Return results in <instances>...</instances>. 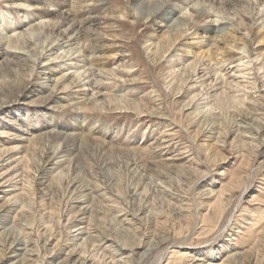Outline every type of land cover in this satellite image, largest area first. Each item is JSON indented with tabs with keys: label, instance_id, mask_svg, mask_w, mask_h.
Returning <instances> with one entry per match:
<instances>
[{
	"label": "rangeland",
	"instance_id": "rangeland-1",
	"mask_svg": "<svg viewBox=\"0 0 264 264\" xmlns=\"http://www.w3.org/2000/svg\"><path fill=\"white\" fill-rule=\"evenodd\" d=\"M102 1L106 6L101 15L106 18L100 26L103 30H91L92 44L98 47L91 62L95 64V78L101 84L103 96L73 101L75 93L69 92L51 101L64 106L52 113L53 122L69 133L62 138L40 128L42 119L37 118V112L48 110L43 105L25 107L24 117L28 118L27 122L34 131L25 144L15 137V131L5 121H0V148H11L12 154L20 157L22 177L17 187L24 194L15 207L0 214V259L14 246L18 249L15 253H21L18 264H68L71 260H79L76 264H192L190 258L195 256L207 264H264V44L247 17L236 15L246 9L249 14L248 3L207 1L208 9L212 8L215 13L220 10L216 13L218 15L233 14L235 22L243 25L238 32L233 25L229 28L231 31L219 28L210 34L204 29L208 15L201 9L202 13L186 9L187 18L173 16L168 23L170 26L163 27L159 22L160 0L152 5L138 0ZM259 1L264 3V0ZM35 2L32 0L30 4ZM93 2L98 1L71 0L68 7L75 10ZM51 3L60 8L66 5L63 0H52ZM171 3H182V0ZM14 4L12 0H0V17L4 18L7 13V23L18 19L25 24L20 30L29 42L28 49L25 48L27 60L14 56L0 58L3 60L0 61V104L22 98L23 90L29 86L39 97L42 96L37 102L45 103L48 93L37 84L42 83L43 76L36 69L39 64H47L64 72L63 65L53 60L54 55L48 52L50 45L57 39L62 40L63 36L56 29H43L41 25L29 22L24 11ZM233 5L237 8L232 9ZM188 30L189 36L193 37L191 41L189 37H183L184 31L186 34ZM199 36L203 40L214 36L211 50L205 47L199 50L201 44H191ZM80 39L78 43L83 44L84 38ZM153 42H159L161 47L151 51ZM2 43L0 39V46ZM189 44L196 47L192 56L181 51H178L180 55L173 54L172 46L184 50ZM234 45L238 53H227ZM223 59L228 61L226 66L220 62ZM58 74L60 76L61 72ZM79 87L74 89L84 91L85 86ZM3 112L0 114L5 118L7 114ZM31 115L36 119L32 120ZM73 123L81 135L72 129ZM109 133L115 137H109ZM123 136L125 139L121 138ZM161 136L172 142L170 155L158 153L154 138ZM68 145L70 150L66 151ZM60 154L64 156L60 160L63 169L53 159ZM174 154L179 155L177 161L171 160ZM47 160H53V164ZM60 171L64 174L61 181H53ZM82 199L87 209L84 220L78 222L82 223L76 225L72 220L80 215L82 205L78 206L74 200ZM74 224L85 229L81 239L75 241L72 238ZM83 239L88 240L85 246H82L86 241ZM15 242H20V246L14 245ZM116 242L126 249L114 247ZM232 252L241 254L235 263L230 256ZM186 257L190 261L187 262ZM124 259L127 261L122 262Z\"/></svg>",
	"mask_w": 264,
	"mask_h": 264
},
{
	"label": "bare ground",
	"instance_id": "bare-ground-1",
	"mask_svg": "<svg viewBox=\"0 0 264 264\" xmlns=\"http://www.w3.org/2000/svg\"><path fill=\"white\" fill-rule=\"evenodd\" d=\"M6 2L8 0H5ZM32 0H12V2H15L16 6H18L20 9H22L24 11V16L25 18L28 19L29 22H32V23H35V25H41L44 28H51V30H58L59 31V34L61 36H63V39L62 40H58L50 45V47L48 48V52H49V55L53 54L54 57H53V60H58V62L60 63V65L62 64L63 67H64V72L62 71H58V69L56 68H52V67H49L47 64L46 65H38V68L36 69L38 71L39 74H41L43 77V81L42 83H37L39 85V87H41L42 89H46L45 92L48 93L47 96V101L44 103V102H37V100L41 97H39L35 90L34 89H30L31 86L25 88L23 90V94H22V98H18V99H14V100H8V101H4L0 104V111H4L3 113L4 114H7V116L9 117H5L2 116L0 114V121H5L7 123V125L9 127H11L13 129V131H15L14 135L16 138H18V140H20L21 142L22 141H25L23 142L24 144L30 139V137L33 135V132L32 131L33 129L30 128V125L27 121H28V118L27 117H24V114L23 112L26 111L25 107H29V106H40V105H43L45 106L46 108H48L47 111H43V113H39L37 112V118L38 117H41V121H42V124H41V127L42 129L44 130H47V132H49L50 134H52L53 136H57V137H61L62 136H66L68 135L66 133V131H64L63 127H59L58 124L56 122H53V119L54 116L52 113H56L57 111H59L60 107H64V106H60L58 104H52L51 101L54 99V98H58L59 99V95L62 94V93H69V92H73L75 93L74 94V100H77L78 98L82 99H87V100H90L92 98L94 99H98V97H101L103 96L104 92H103V89L101 88V84L96 81V68L94 67L95 64H93L91 61L94 59V57L92 55H94V51L98 48L97 45H93L92 44V31L91 30H97L100 28V26H103L104 22L105 21L104 19L106 17H103L101 14L104 13L102 11L105 10L104 6H106V3L105 1H102V0H97L98 2H93V3H90L88 5H82L80 7H77V9H71L69 8V4L71 3V0H63L64 3L66 4L63 8H60L59 6H55L51 3L52 0H36V2L34 4H30ZM34 1V0H33ZM54 1V0H53ZM74 1V0H72ZM95 1V0H94ZM139 2H147V3H151L152 4H156L158 3V0H138ZM137 1V2H138ZM162 6H161V12L159 13L160 15V24H162L161 26L163 27H169L170 24H168L170 22V20L173 18V16H175L177 19H180V18H184V16L186 17L187 14H189L188 12H186V9H193L195 10V12H198L199 9H201L203 11V13H206L208 15V19H207V23L206 25L203 23V25H205V32H210V34H214L215 32H217V30L219 28H226V29H229L231 28L233 25V27H235V29L238 31H240L243 27L242 24L240 23H237L235 22V17L233 14H222V15H218L216 14L217 12L219 11H216V13L214 11H212L211 9H208V6H206V2L207 1H210V0H182V3H171L173 2L174 0H160ZM171 1V2H170ZM215 1V0H214ZM224 2H228V1H231V0H223ZM233 1V0H232ZM238 3L240 4V2H243V1H246L248 3V5L246 6L247 8H250L251 11L249 14H246V11H244V13H238L240 10H235V12H237L238 14L236 15H240V16H245L247 17V19L251 22V24H253V26L256 28L255 30H258L257 32H259L260 34L258 36L261 35L260 39H261V44H264V3L260 2L259 0L257 1H251V0H237ZM89 2V1H88ZM180 2V1H178ZM220 2V1H219ZM222 2V0H221ZM236 2V1H234ZM58 3V2H56ZM74 3V2H73ZM210 3V2H208ZM215 3V2H213ZM212 3V4H213ZM223 3V2H222ZM246 3V4H247ZM55 4V3H54ZM63 4V3H61ZM77 4V3H76ZM81 4V3H80ZM146 4V3H145ZM144 4V5H145ZM160 4V5H161ZM206 4V5H205ZM2 5V4H1ZM60 5V4H59ZM79 5V4H78ZM209 5V4H208ZM219 5V4H218ZM229 4H227L228 6ZM241 5V4H240ZM242 5L244 6V3H242ZM7 6V5H5ZM146 6V5H145ZM143 6V7H145ZM212 6V5H211ZM223 6H226V5H223ZM232 6V5H231ZM229 6V7H231ZM242 6V7H243ZM71 7V5H70ZM138 7V5H137ZM140 7V6H139ZM148 7V6H147ZM153 7V6H152ZM210 7V6H209ZM214 7V6H213ZM218 7V6H217ZM222 7V6H221ZM239 7V6H238ZM241 7V6H240ZM245 7V8H246ZM215 8V7H214ZM227 8V7H226ZM232 9H236L234 8V5L233 7H231ZM244 8V10H245ZM155 9V8H154ZM222 9V8H220ZM240 9V8H239ZM139 10V9H138ZM146 10V9H145ZM242 10V8H241ZM188 11V10H187ZM205 11V12H204ZM225 11V10H224ZM234 11V10H233ZM109 12V11H108ZM107 12V13H108ZM200 13H202L201 11H199ZM229 12V11H228ZM240 12H243V11H240ZM9 13V11H8ZM191 13V12H190ZM233 13V12H231ZM193 14V12H192ZM196 14V13H194ZM8 16L7 13L4 14V18L3 17H0V29H1V36H0V39H2L3 43L1 44L0 46V58H4L5 56H14L15 58H19L20 60L22 59L23 60H27L26 58V51H25V48L28 47V43L25 39V35L23 34V30H20L23 26H25V24H23V21H20L18 19H15L14 21H10L9 23H7L6 21V17ZM10 15V13H9ZM105 15V14H104ZM198 15V14H197ZM140 16V15H139ZM155 16V15H154ZM110 17V16H109ZM188 17V16H187ZM186 17V18H187ZM191 18V17H190ZM26 19V20H27ZM112 19V18H111ZM236 19H237V16H236ZM108 19H106L107 21ZM191 20V19H190ZM27 21V22H28ZM109 21V20H108ZM153 21V20H151ZM172 21V20H171ZM243 21V20H241ZM14 23L13 24H11ZM158 22V21H157ZM185 22V21H184ZM183 22V23H184ZM194 22V21H193ZM205 22V21H204ZM250 22H247L250 24ZM110 23V22H109ZM112 23V22H111ZM155 23H156V20H155ZM181 23V22H180ZM114 24V23H113ZM116 24V23H115ZM182 24V23H181ZM32 26V24H30ZM147 25V24H146ZM202 25V26H203ZM245 25V23H244ZM172 26H175V25H172ZM200 26V25H199ZM199 26H197L199 28ZM247 26V25H246ZM94 27H97V28H94ZM176 27V26H175ZM249 27V25H248ZM33 28V27H31ZM35 30H36V26L34 27ZM41 28V27H39ZM118 27H116L117 29ZM181 28V27H180ZM189 28V27H187ZM203 28V27H202ZM42 29V28H41ZM40 29V30H41ZM102 29V27L100 28ZM107 29V27H106ZM159 29V28H158ZM157 29V30H158ZM171 28H169L170 30ZM225 29V30H226ZM253 29V28H252ZM49 30V29H48ZM103 30V29H102ZM110 30V29H109ZM114 30V29H113ZM160 30V29H159ZM176 30V29H175ZM185 30V29H184ZM192 30V29H191ZM230 30V29H229ZM250 30V29H249ZM45 31V30H44ZM112 31V30H111ZM115 31V30H114ZM231 31V30H230ZM38 32V31H37ZM40 32V31H39ZM42 32V31H41ZM48 32V31H47ZM50 32V30H49ZM102 32V31H101ZM105 32V31H104ZM108 32V31H107ZM117 32V31H116ZM149 32V31H148ZM154 32V31H153ZM163 32V31H162ZM172 32V31H171ZM248 32V30L246 31ZM28 33V32H27ZM52 33V32H51ZM201 33V32H200ZM232 34V32H230ZM234 33V32H233ZM244 33V32H243ZM54 34V33H53ZM166 35H168L166 32H165ZM164 34V36H165ZM175 34V33H174ZM182 34V33H181ZM189 30L186 32L185 34V31L183 33V37L185 39V37H189V39L192 37V36H189ZM193 33H191L192 35ZM196 34V33H195ZM208 34V33H207ZM227 33H224V35L226 36ZM236 34V33H235ZM249 34V33H248ZM29 36V34H27ZM42 35V34H41ZM47 35V34H46ZM57 35V33H56ZM60 35H57L58 38L60 37ZM223 35V36H224ZM233 35V34H232ZM241 35V34H240ZM243 35V34H242ZM43 36V35H42ZM53 36V35H52ZM51 36V37H52ZM194 36V34H193ZM201 36V35H200ZM199 36V37H200ZM212 36V35H211ZM211 36H208L210 38L206 39V40H203L202 37L200 38H197L198 40L196 42H192L191 44L193 45H196V44H201L200 49L203 47L205 48H208V51L211 50L210 48V43L212 41H214V36L211 38ZM252 36V35H251ZM109 37V36H108ZM170 37V36H169ZM172 37V36H171ZM182 37V38H183ZM233 37V36H232ZM239 37V36H238ZM243 37V36H240V38ZM250 37V35L248 36ZM30 38V37H29ZM49 38V37H48ZM80 38H84L83 41L85 40V42L83 44H80L78 43V41H80L81 39ZM153 38V37H152ZM207 38V37H206ZM236 38V37H235ZM234 37L232 38L233 40H236ZM246 38V37H245ZM36 39V38H35ZM43 39V38H42ZM45 39V38H44ZM52 39V38H51ZM80 39V40H79ZM97 39V38H95ZM106 39V38H104ZM160 39V38H159ZM175 39V38H174ZM193 39V37H192ZM216 39H220V38H216ZM226 39V38H225ZM231 39V37H230ZM239 39V38H238ZM252 39V38H251ZM38 40V39H37ZM36 40V41H37ZM152 40V39H151ZM155 40V39H154ZM153 40V41H154ZM157 40V39H156ZM162 40V39H161ZM229 40V39H228ZM227 40V41H228ZM231 40V41H233ZM241 40V39H240ZM35 41V40H33ZM44 41V40H42ZM100 41V40H99ZM98 41V42H99ZM104 41V40H103ZM102 41V42H103ZM150 41V40H149ZM185 41V40H184ZM191 41V39H190ZM252 41V40H251ZM31 42V41H30ZM39 42V41H38ZM46 42V41H45ZM48 42V41H47ZM46 42V43H47ZM97 42V43H98ZM107 42V41H106ZM182 42V41H181ZM187 42V41H186ZM235 42V41H234ZM244 42V40H243ZM242 42V43H243ZM36 43V42H35ZM44 43V42H43ZM176 43V41H175ZM190 43V42H189ZM223 43V42H222ZM253 43V42H252ZM40 44V43H39ZM99 44V43H98ZM102 44V43H101ZM164 44V43H163ZM185 44V43H184ZM191 44H189V47L188 48H184V50L180 49L177 47V45H174L172 46V52L174 55H180L181 52L183 53H186L187 56H192L191 53L193 52V49L194 47H190ZM224 44V43H223ZM222 44V45H223ZM226 44V43H225ZM244 44V43H243ZM31 45H33L31 43ZM49 45V44H48ZM48 45H46L48 47ZM179 45V44H178ZM182 45V44H180ZM213 45V44H212ZM220 45V44H219ZM34 46V45H33ZM32 46V47H33ZM44 46H45V43H44ZM153 48H150L151 51L155 48V47H161L160 46V43L158 42H153L151 43L150 47ZM236 45H234L233 49H230L227 53H229L230 51L231 52H234V53H238V50L237 48L235 47ZM100 47V46H99ZM106 47V46H105ZM114 47V45H113ZM198 47V48H199ZM35 48V47H34ZM41 48V46L39 47ZM43 48V47H42ZM115 48V47H114ZM182 48V47H181ZM196 48V47H195ZM221 48V47H220ZM246 48V47H245ZM28 49V48H27ZM29 49H30V45H29ZM36 49V48H35ZM101 49V47H100ZM99 49V50H100ZM105 49V48H104ZM110 49V48H109ZM218 49V48H217ZM244 49V48H243ZM37 50H38V47H37ZM103 50V49H102ZM101 50V51H102ZM115 50V49H114ZM171 50V49H170ZM198 50V51H199ZM206 50V49H205ZM226 50V49H225ZM36 51V50H35ZM41 51V50H40ZM39 51V52H40ZM93 51V52H91ZM100 51V52H101ZM178 51H181L180 53ZM222 51H223V48H222ZM242 51V49H241ZM245 51V50H244ZM33 52V51H32ZM31 52V53H32ZM38 52V53H39ZM47 52V51H46ZM149 52V51H148ZM44 53V52H43ZM127 53V52H126ZM206 53V52H205ZM46 55V54H45ZM48 55V54H47ZM46 55V57H47ZM102 55V54H101ZM121 55V54H120ZM221 55V54H220ZM241 55V54H240ZM32 56V55H31ZM95 56V55H94ZM116 56V55H115ZM118 56V55H117ZM184 56V55H183ZM194 56V55H193ZM34 57V56H33ZM43 57V56H42ZM52 57V56H51ZM121 57V56H120ZM195 57V56H194ZM200 57V56H199ZM202 57V56H201ZM200 57V58H201ZM206 57V56H205ZM14 58V60H15ZM29 58V56H28ZM97 58V57H96ZM107 58V57H106ZM204 58V57H203ZM13 59V58H12ZM16 59V60H17ZM33 59V58H32ZM207 59V58H205ZM210 59V58H209ZM8 60V59H7ZM12 60V61H14ZM46 60V59H45ZM49 60V59H48ZM1 61V60H0ZM3 61V60H2ZM1 61V62H2ZM6 61V59H5ZM18 61V60H17ZM29 61V60H28ZM34 61V60H33ZM172 61V60H171ZM176 61V60H175ZM21 62V61H19ZM25 62V61H24ZM32 62V61H30ZM36 62V59L35 61ZM40 62V60L38 61ZM42 62V61H41ZM98 62V61H97ZM170 62V61H169ZM197 62V61H196ZM220 62H222L225 66L227 63L225 62H228L227 60L223 59V60H220ZM11 63V62H10ZM15 63V62H14ZM28 63V62H27ZM26 63V64H27ZM105 63V62H104ZM178 63V62H177ZM184 63V62H183ZM221 63V64H222ZM7 64V63H6ZM17 64V62H16ZM19 64V63H18ZM25 65V63H23ZM31 64V63H30ZM42 64V63H41ZM51 64V63H50ZM49 64V65H50ZM123 64V63H122ZM185 64V63H184ZM208 64V63H207ZM216 64V63H215ZM229 64V63H228ZM233 64V62L231 63V65ZM239 64V63H238ZM1 65V63H0ZM4 65V64H3ZM2 65V66H3ZM21 65V64H20ZM29 65V63H28ZM35 65V66H36ZM59 65V66H60ZM98 65V64H97ZM197 65V64H196ZM219 65V63H218ZM7 66V69H8V64L6 65ZM6 66H4L6 68ZM14 66V64L12 65ZM26 66V65H25ZM34 66V65H32ZM31 66V67H32ZM101 66V65H100ZM181 66V65H180ZM207 66V65H205ZM216 66V65H215ZM234 66V65H233ZM236 66V65H235ZM16 67V66H14ZM21 67L23 68V66L21 65ZM62 67V66H61ZM178 67V66H177ZM211 67V66H210ZM20 68V67H18ZM26 68V67H25ZM105 68V67H104ZM171 68V67H170ZM200 68V67H199ZM207 68V67H206ZM229 68V67H228ZM13 69V68H12ZM29 69V67H28ZM40 69V71H39ZM61 69V68H60ZM179 69V68H178ZM204 69V68H203ZM212 69H214L212 67ZM221 69V68H220ZM6 70V69H5ZM33 70V69H32ZM31 70V71H32ZM62 70V69H61ZM182 70V69H181ZM202 70V69H201ZM200 70V71H201ZM205 70V69H204ZM235 70V69H234ZM3 71V69L1 70ZM21 71V70H20ZM25 71V69H24ZM100 71V70H99ZM103 71V70H102ZM101 71V72H102ZM212 71V70H211ZM210 71V73H211ZM220 71V70H219ZM222 71V69H221ZM12 72V71H11ZM61 72V75L58 76ZM208 72V71H207ZM4 73V72H3ZM30 73V72H29ZM216 73V72H215ZM222 73V72H221ZM225 74V73H224ZM2 75V74H1ZM213 75V74H212ZM211 75V76H212ZM234 75V74H233ZM78 78H76V77ZM111 76V75H110ZM202 76V75H201ZM200 76V77H201ZM221 76V75H220ZM232 76V75H231ZM230 77V75H229ZM243 77V76H242ZM206 78V77H205ZM220 78V77H219ZM225 78V77H224ZM236 78V77H235ZM239 78V77H237ZM264 78V77H263ZM2 79V78H1ZM204 79V78H203ZM132 80V79H131ZM26 81V80H25ZM33 81V80H32ZM204 81V80H203ZM14 82V81H13ZM31 82V81H30ZM70 82H73V83H70ZM16 83V82H15ZM76 83V84H75ZM79 83V84H78ZM129 83V82H128ZM132 83V82H131ZM21 84V83H20ZM28 84V83H27ZM75 84V85H74ZM22 85V84H21ZM79 86H85L84 88V91H82L81 89L79 91H76L74 88L75 87H79ZM106 86V85H105ZM18 87V86H17ZM24 88V86H22ZM38 87V88H39ZM115 87V86H114ZM22 88V89H23ZM80 88V87H79ZM107 89V88H106ZM109 89V88H108ZM199 89V88H198ZM225 89V88H224ZM5 90V89H3ZM75 90V91H73ZM170 90V88H169ZM232 90V89H231ZM197 91V90H196ZM214 91V90H213ZM224 91V90H223ZM9 92V91H8ZM229 92V91H227ZM4 93V92H3ZM224 93V92H223ZM78 94L80 95V97L78 96ZM222 94V93H221ZM4 96V94H2ZM90 95V96H89ZM13 96V95H12ZM205 96V94L203 95ZM221 96V95H220ZM224 96V95H223ZM43 96V99L45 98ZM62 98V97H60ZM194 98V97H193ZM200 98V97H199ZM215 98V97H214ZM83 99V100H84ZM93 99V100H94ZM61 100V99H60ZM104 100V98H103ZM71 101V100H70ZM82 101V100H81ZM210 101V100H209ZM53 102V101H52ZM86 102V101H85ZM97 102V101H96ZM218 102V101H217ZM55 103V102H54ZM99 103V102H98ZM48 104V105H47ZM77 104V103H76ZM82 104V103H81ZM100 104V103H99ZM80 105V104H79ZM78 105V106H79ZM89 105V104H88ZM88 105L86 107H88ZM37 106V107H38ZM76 106V105H75ZM82 106V105H81ZM139 106V105H138ZM85 107V106H84ZM90 107V106H89ZM193 107V106H192ZM95 108V107H94ZM231 108V107H230ZM187 110V109H186ZM34 112V111H33ZM206 112V111H205ZM29 113V112H28ZM50 113L52 114L51 116L53 117H50ZM26 114V113H25ZM147 114V113H146ZM13 115V116H12ZM39 115V116H38ZM93 115V114H92ZM218 115V114H217ZM71 116V115H70ZM204 116V115H203ZM212 116V115H211ZM210 116V117H211ZM15 121H11L13 119H15ZM214 118V117H213ZM31 119H36L34 115H31ZM91 119V118H90ZM206 119V118H205ZM75 120V119H74ZM242 120V119H241ZM244 120V119H243ZM67 121V120H66ZM209 121V120H207ZM253 121V120H252ZM68 122V121H67ZM84 122V121H83ZM61 123V122H60ZM94 123V122H93ZM209 123V122H208ZM214 123V122H213ZM210 124V123H209ZM70 125V124H69ZM255 125V124H254ZM38 125H36L37 127ZM72 129H74L75 131H77V133L79 132L77 128H75V125L73 123L72 125ZM94 128V127H93ZM253 128V127H252ZM34 129H35V126H34ZM213 129V128H212ZM91 130V128H90ZM80 131H83V129H80ZM107 131V130H106ZM242 131V130H241ZM42 132V131H41ZM117 132V131H116ZM255 132V131H254ZM36 133V132H35ZM75 133V134H77ZM82 133V132H81ZM81 133H78V135H81ZM84 133V132H83ZM121 133V132H120ZM129 133V132H127ZM167 133V132H166ZM203 133V132H202ZM86 134V133H85ZM117 134V133H116ZM41 135V134H40ZM44 135V134H43ZM48 135V134H47ZM108 135V134H107ZM111 135V136H110ZM133 135V134H132ZM55 136V137H56ZM77 136V135H76ZM84 136V135H83ZM113 136V133H109V137H112ZM120 136V135H119ZM48 137V136H47ZM56 137V138H57ZM115 137V136H113ZM125 136L121 137L123 139ZM131 137V136H130ZM133 137V136H132ZM38 138V137H37ZM64 138V137H63ZM74 138V137H73ZM91 138V137H89ZM150 137H148L149 139ZM216 138V137H215ZM15 139V138H14ZM69 139V138H67ZM75 139V138H74ZM105 139V138H104ZM154 143H155V146L156 148H158L157 150L159 151L158 153L160 154H166V155H170L171 151L173 152V150H171V147H172V142L167 139L166 136H161L160 138H154ZM49 140V139H48ZM57 140V139H56ZM72 140V139H71ZM78 140V139H77ZM88 140V138H87ZM91 140V139H90ZM93 140V139H92ZM127 140V139H126ZM129 140V139H128ZM127 140V141H128ZM133 140V139H132ZM151 140V138L149 139ZM65 141H66V137H65ZM97 141V140H95ZM103 141V140H102ZM131 142V140H129ZM135 141V140H133ZM141 141V140H140ZM48 142V141H47ZM54 142V141H53ZM57 142V141H56ZM78 142V141H77ZM84 142V141H83ZM94 142V141H93ZM92 142V143H93ZM20 143V142H19ZM29 143V142H28ZM43 143V142H42ZM41 143V144H42ZM68 143V142H67ZM72 143V141H71ZM80 143V142H79ZM88 143V142H87ZM90 143V141H89ZM109 143V142H106V144ZM153 143V144H154ZM246 143V142H245ZM37 144V143H36ZM45 144V143H44ZM61 144V143H60ZM65 144V143H64ZM70 144V143H68ZM75 144V143H74ZM82 144V142H81ZM85 144V142H84ZM94 144V143H93ZM97 144V143H96ZM101 144V143H100ZM19 145V144H18ZM46 145V144H45ZM50 145V144H49ZM80 145V144H79ZM40 146V145H39ZM51 146V145H50ZM75 146V145H74ZM96 146V145H95ZM109 146V145H108ZM34 147V146H33ZM58 147V145H57ZM68 150L66 151H69L70 149V146H66ZM73 147V146H71ZM78 147V146H77ZM92 147V146H91ZM26 148V147H25ZM36 148V147H35ZM43 148V147H42ZM74 149V148H73ZM77 149V148H76ZM96 149V148H95ZM106 149V148H105ZM110 149V148H109ZM33 150V149H32ZM41 150V149H40ZM118 150V148H117ZM0 214H4L7 210H9V208L11 209L12 207H15L17 205V203H19V197L21 195H24V194H21L23 193L20 192L18 190V187L17 185L19 184L18 181L20 180V176H21V168H20V165H21V162L19 161L20 157L19 158H16V155H13L12 152L13 150L11 148H7V147H4V148H0ZM12 151V152H11ZM57 151L59 152H62L60 149H57ZM72 152V151H71ZM77 152V151H76ZM104 152V151H103ZM106 152V151H105ZM126 152V151H125ZM97 153V152H96ZM212 153V152H211ZM257 153V152H256ZM259 153V152H258ZM18 154V153H17ZM43 154V153H42ZM53 154V153H52ZM75 155V153L73 154ZM124 155V154H123ZM33 156V155H32ZM41 156V155H40ZM18 157V156H17ZM44 157V156H43ZM42 157V158H43ZM46 157V156H45ZM179 155L178 154H174L172 157H171V160H176L178 159ZM210 157V156H209ZM52 158V157H51ZM61 158L63 159L64 156L62 154H60L59 156L57 157H53V159L56 161V165L58 164L59 167H61V169H63L60 164V160ZM138 158V157H137ZM68 159V158H67ZM42 160V159H41ZM40 160V161H41ZM75 160V159H74ZM38 161V160H37ZM39 161V162H40ZM48 161V160H47ZM46 161V162H47ZM52 161H48L47 163H52ZM66 162V161H65ZM73 162V161H72ZM33 163V162H32ZM41 164V163H40ZM45 164V163H44ZM53 164V163H52ZM64 164V163H63ZM134 164V163H133ZM136 164V163H135ZM72 165V164H71ZM133 166V165H132ZM197 166V165H196ZM78 167V165H77ZM130 167V166H129ZM140 167V166H139ZM161 167V166H160ZM38 168V167H37ZM58 168V167H57ZM68 168V167H67ZM35 169V168H34ZM47 169V168H46ZM51 169V168H49ZM33 170V169H32ZM39 171V170H38ZM50 171V170H49ZM69 171V170H67ZM87 171V170H86ZM110 171V169H109ZM32 172V171H31ZM35 172V171H34ZM37 172V171H36ZM48 172V171H47ZM80 172V171H79ZM143 172V171H142ZM26 173V172H25ZM78 173V172H77ZM33 174V173H32ZM38 174V173H37ZM42 174V173H41ZM58 175L57 177L53 178V181H59L63 176V172L60 171V172H57ZM96 175V174H95ZM111 175V174H110ZM35 176V174H34ZM66 176V175H65ZM76 176V175H75ZM109 176V175H108ZM22 177V176H21ZM27 177V176H26ZM38 177V176H37ZM80 177V176H78ZM101 177V176H100ZM164 177V176H163ZM206 178V177H205ZM28 179V178H26ZM73 179V177H72ZM81 179V177H80ZM168 179V178H167ZM23 180V179H22ZM50 180V179H49ZM82 180V179H81ZM246 180V179H245ZM39 181V180H38ZM61 181V180H60ZM142 181V180H141ZM22 182V181H21ZM28 182V181H27ZM37 182V181H36ZM71 182V181H70ZM79 182V181H78ZM18 183V184H17ZM46 183V182H45ZM137 184V183H136ZM134 185V184H133ZM189 185V184H188ZM202 186V185H201ZM68 187V186H67ZM70 187V186H69ZM73 187V186H72ZM75 187V186H74ZM79 187V186H78ZM83 187V186H82ZM166 187V186H165ZM162 188V187H161ZM167 189H169L168 187H166ZM82 189V188H81ZM27 190V189H26ZM71 190V189H70ZM163 190V189H162ZM68 191V190H67ZM79 191V190H78ZM81 191V190H80ZM137 191V190H136ZM156 191V189H155ZM164 191V190H163ZM82 192V191H81ZM78 193V192H77ZM205 193L207 195H211V193L209 191H205ZM130 194V193H129ZM83 195V194H82ZM137 195V194H136ZM151 195V194H150ZM149 195V196H150ZM80 196V195H79ZM135 196V195H133ZM151 197V196H150ZM152 198V197H151ZM90 199V197L88 198ZM150 199V198H149ZM83 200V199H82ZM80 201V200H74V203L76 201V204L79 206V205H82L81 208H80V215L79 216H75L73 217L74 219L72 220V223H75L76 225H79L81 224L82 222L78 223L79 221H82L84 220V217H83V214L86 213V209H87V206L84 203L85 200L83 201ZM93 200V199H92ZM71 201V200H70ZM144 201V200H143ZM73 202V201H72ZM249 202V201H248ZM152 203V202H151ZM69 204V203H68ZM142 204V202L140 203ZM24 205V203H23ZM91 205V204H90ZM94 205V204H93ZM151 205V204H150ZM63 206V205H62ZM73 206V204H72ZM139 206V205H138ZM152 206V205H151ZM60 207V206H59ZM89 207V206H88ZM91 207V206H90ZM141 209V208H140ZM144 209V208H143ZM154 209V208H153ZM26 210V209H25ZM32 210V209H31ZM96 210V209H95ZM142 210V209H141ZM180 210V209H179ZM244 210V209H243ZM76 211V210H75ZM153 211V210H152ZM151 211V212H152ZM48 212V211H47ZM154 212V211H153ZM244 212V211H243ZM24 213V212H23ZM77 213V212H76ZM90 213V212H89ZM92 213V211H91ZM138 214V213H137ZM77 215V214H75ZM3 217V216H2ZM87 217V216H86ZM241 217V216H240ZM243 217V216H242ZM245 217V216H244ZM243 217V218H244ZM247 217V216H246ZM89 218V216H88ZM93 218V217H92ZM46 219V218H45ZM110 221V220H109ZM248 222V220H246ZM31 222V221H30ZM232 222V221H231ZM88 223V222H87ZM235 223V222H234ZM16 224V223H15ZM74 224V225H75ZM242 224V223H241ZM76 228H74L72 230L73 234H72V238L75 240H79L81 239V235H83L84 233V227L82 226H76ZM244 225V224H242ZM51 226V225H50ZM111 226V225H110ZM6 227V226H4ZM17 227V226H16ZM90 227V226H89ZM128 227V226H127ZM21 228V227H19ZM96 228V227H95ZM1 229V227H0ZM6 229V228H5ZM61 229V228H60ZM22 230V229H21ZM67 230V229H66ZM101 232V231H100ZM1 234V233H0ZM13 234V233H12ZM23 235V234H22ZM20 236V235H19ZM24 236V235H23ZM60 236V235H59ZM88 236V235H87ZM113 236V235H112ZM22 237V236H21ZM84 237V236H83ZM106 237V236H105ZM155 237V236H154ZM13 238V237H12ZM160 238V236L158 237ZM24 239V238H23ZM26 239V238H25ZM89 239V238H88ZM114 239V238H113ZM157 239V238H156ZM7 240V239H6ZM10 240V239H8ZM29 240V239H26V241ZM72 240V239H71ZM86 239H83L82 241H85ZM97 240V239H96ZM110 240V239H109ZM117 240V239H116ZM159 240V239H158ZM13 241V240H12ZM20 241V240H19ZM22 241V240H21ZM20 241V242H21ZM95 241V240H94ZM113 242L115 241L112 240ZM120 241V240H119ZM164 241V240H163ZM6 242V241H5ZM20 242H15L14 245L16 246H20ZM88 242V240L85 241V243L83 242L82 243V246H85V244ZM157 242V240H156ZM162 242V240H161ZM29 243V241L27 242ZM98 243V242H97ZM106 243V242H105ZM117 244H115L114 247H120V249H126V247L122 244H120L119 242H116ZM235 243V242H234ZM9 244L8 243V247H9ZM93 244V243H92ZM95 244V243H94ZM101 244V243H100ZM139 244V243H138ZM151 244V243H150ZM32 245V244H31ZM114 245V244H113ZM127 245V244H126ZM129 245V244H128ZM136 245V244H135ZM158 245V244H157ZM24 246V245H23ZM96 246V245H95ZM138 246V245H137ZM51 247V246H50ZM61 247V246H60ZM91 247V246H90ZM113 247V248H114ZM131 247V246H130ZM225 247V246H224ZM235 247V246H234ZM24 248V247H23ZM97 248V247H96ZM150 248V247H149ZM148 248V249H149ZM152 248V247H151ZM99 249V248H98ZM135 249V248H134ZM4 250V248H3ZM18 250L16 249V247L14 248V246H11L9 249L6 250L5 252V255H3V257L0 259V264H18V259H19V256L21 255V253H15V251ZM116 250V249H115ZM229 250V249H228ZM145 251V250H144ZM236 251V250H235ZM4 252V251H3ZM123 252V251H122ZM133 252V251H132ZM222 252V251H221ZM241 252V251H240ZM1 253V252H0ZM80 253V252H78ZM90 253V251H89ZM144 253V252H143ZM182 253V252H181ZM189 253V252H188ZM3 254V253H2ZM11 254V255H9ZM65 254V253H64ZM81 254V253H80ZM84 254V253H82ZM91 254V253H90ZM239 252H232L231 253V258H233L234 260V263L236 262L235 260H238L240 255H238ZM89 255V254H88ZM87 255V257H88ZM108 255V254H107ZM185 254H183V257ZM249 255V254H248ZM117 256V255H116ZM127 256V255H126ZM125 256V257H126ZM194 256V255H193ZM1 257V256H0ZM65 257V256H64ZM67 257H71V256H67ZM66 257V258H67ZM85 257V256H84ZM110 257V256H109ZM108 257V258H109ZM188 257V256H187ZM186 257L187 259V262L191 260V263L192 264H207L204 262V260L202 259H198L197 256H195L194 258H190V260H188V258ZM203 257V256H202ZM97 258V257H96ZM122 258V257H121ZM245 258V257H244ZM35 259V258H34ZM40 259V258H39ZM95 259V258H94ZM130 259V258H129ZM251 259V258H249ZM262 259V258H261ZM32 260V259H31ZM91 260H92V257H91ZM109 260V259H108ZM118 260V259H116ZM207 260V259H205ZM225 260V259H224ZM228 260V259H226ZM30 261V260H29ZM66 261V260H65ZM79 261V260H78ZM77 260L73 261L71 260L70 263L68 264H76L78 263ZM110 261V260H109ZM112 261V260H111ZM127 261V260H126ZM125 259L122 261V262H126ZM230 261V260H229ZM86 262V261H85ZM141 262V261H140ZM186 262V263H187ZM212 262V261H211ZM225 262V261H224ZM233 262V261H232ZM240 262V261H239ZM263 262V261H262ZM21 263V261L19 262ZM32 263V262H31ZM216 263V262H215ZM253 263V261H252ZM49 264V263H48ZM67 264V263H66ZM107 264V263H106ZM118 264V263H117ZM123 264V263H122ZM190 264V263H189ZM220 264V263H219ZM228 264V263H227ZM259 264V263H258ZM263 264V263H262Z\"/></svg>",
	"mask_w": 264,
	"mask_h": 264
}]
</instances>
